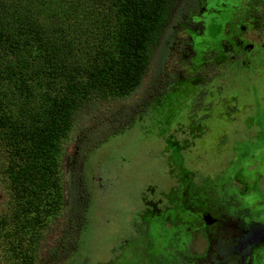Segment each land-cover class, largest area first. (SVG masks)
<instances>
[{
  "label": "rangeland",
  "instance_id": "1",
  "mask_svg": "<svg viewBox=\"0 0 264 264\" xmlns=\"http://www.w3.org/2000/svg\"><path fill=\"white\" fill-rule=\"evenodd\" d=\"M204 4L202 15L178 32V44L183 48L168 56L164 86L127 129L109 136L115 130L117 113L133 112L149 93L147 85L156 75V63L141 90L128 100L97 106L90 117L78 121L70 140L63 143L61 180L66 207L41 229L33 264H141L142 258L137 263L140 245H150L147 223L135 236L134 231L141 228L137 214L141 210L166 213L163 215L172 220L166 222L173 223L167 236L180 247L186 241L179 218L182 214L171 210L176 194L169 205L165 191L189 172L201 176L204 168L212 169V157L206 154L203 158L199 149L197 130L201 120L207 119L200 117L198 107L216 101L211 112H224L237 100L257 116L262 115L264 123V0H206ZM220 47L229 53H220ZM167 76L172 77L171 83ZM231 81H236L238 88H229ZM258 88L262 90L256 94ZM254 123L252 119L250 125ZM211 144L208 150L213 149ZM248 146L244 144L246 149ZM6 162L7 150L0 138V221L12 210L9 182L3 173ZM206 162L209 165H203ZM77 172L83 176L89 203L84 226L74 234ZM245 195L240 198L242 204H248L249 195L243 198ZM191 211L198 213L197 219L191 214L188 217V242L193 253H200L206 243L194 230L202 215L264 227V210ZM0 230V264H16L7 251L8 246H15L16 233L11 227ZM72 239L77 248L71 252L68 243ZM129 253L135 255L130 257ZM158 259L156 264L168 263L165 258Z\"/></svg>",
  "mask_w": 264,
  "mask_h": 264
},
{
  "label": "trees",
  "instance_id": "2",
  "mask_svg": "<svg viewBox=\"0 0 264 264\" xmlns=\"http://www.w3.org/2000/svg\"><path fill=\"white\" fill-rule=\"evenodd\" d=\"M205 1L0 0V138L12 199L0 228L16 233L7 250L16 264H33L41 229L65 210L63 143L79 120L130 99L156 63L149 93L133 112L117 113L109 136L127 129L164 86L168 56L183 48L178 32ZM75 177L74 234L89 203L82 174ZM68 244L76 250L73 239Z\"/></svg>",
  "mask_w": 264,
  "mask_h": 264
},
{
  "label": "flooded vegetation",
  "instance_id": "3",
  "mask_svg": "<svg viewBox=\"0 0 264 264\" xmlns=\"http://www.w3.org/2000/svg\"><path fill=\"white\" fill-rule=\"evenodd\" d=\"M221 46L225 45L221 42ZM220 48V53H229ZM216 67L214 65V74ZM237 84L236 81H231L229 88L237 87ZM260 89L262 90H255L256 94ZM215 105L216 101L202 104L200 107L197 105L200 117L207 119L206 122H198L199 149L203 158L206 154L212 157L210 165L209 162L203 164H208L212 169L208 171L204 168L201 176L189 172L185 178L175 179L165 191L169 205H172V194H176L171 210L182 214L179 218L184 227L182 236L184 235L186 241H183L180 247L177 244L175 246L173 239L167 236L168 231L173 228V223L166 222L172 221L170 217L163 215L166 213L141 210L137 213L141 218V228L134 231L135 236L147 223L145 231L150 245L147 243L144 248L140 245L142 250L139 252L137 263L142 258L141 264L143 260L145 264H156L158 258H165L167 264H264V227H255L253 222L229 223L225 219H214L212 216L206 218L202 215L201 223L196 225L194 230L198 234L197 238L206 243L201 247L200 253L190 251L192 249L188 242V217L191 214L197 219L195 216L198 214H193L194 211L191 210H264L263 117L257 116L258 113L246 108L237 100L224 112L212 113ZM252 119L256 120L255 126L250 125ZM210 144L213 149L208 150ZM244 144L249 145L248 149ZM245 194L249 195L246 202L248 204H242V200L240 201ZM225 237L229 238L230 243L224 241ZM134 255L128 254L130 257Z\"/></svg>",
  "mask_w": 264,
  "mask_h": 264
}]
</instances>
